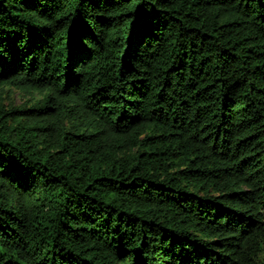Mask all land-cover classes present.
I'll list each match as a JSON object with an SVG mask.
<instances>
[{
    "label": "trees",
    "instance_id": "16d2710c",
    "mask_svg": "<svg viewBox=\"0 0 264 264\" xmlns=\"http://www.w3.org/2000/svg\"><path fill=\"white\" fill-rule=\"evenodd\" d=\"M3 84L0 264H264V0H0Z\"/></svg>",
    "mask_w": 264,
    "mask_h": 264
},
{
    "label": "rangeland",
    "instance_id": "374dc122",
    "mask_svg": "<svg viewBox=\"0 0 264 264\" xmlns=\"http://www.w3.org/2000/svg\"><path fill=\"white\" fill-rule=\"evenodd\" d=\"M47 91H31L15 88L9 84L0 85V99L3 101L5 108L7 110L11 109H30L36 104H38L46 95ZM55 110H48L46 112L41 113V116L56 114ZM20 117H26V115H30L29 113L24 114H16ZM31 117V116H27ZM23 121H28V118H24ZM67 126H72L71 119L67 120Z\"/></svg>",
    "mask_w": 264,
    "mask_h": 264
}]
</instances>
